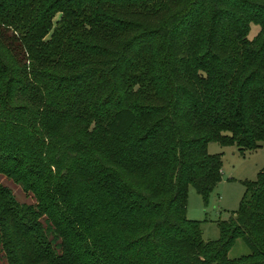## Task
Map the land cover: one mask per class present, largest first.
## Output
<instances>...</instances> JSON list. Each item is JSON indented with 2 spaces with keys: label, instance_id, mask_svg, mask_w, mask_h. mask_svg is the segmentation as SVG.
<instances>
[{
  "label": "trees",
  "instance_id": "obj_1",
  "mask_svg": "<svg viewBox=\"0 0 264 264\" xmlns=\"http://www.w3.org/2000/svg\"><path fill=\"white\" fill-rule=\"evenodd\" d=\"M211 142H264V0H0V264H264V167L186 216Z\"/></svg>",
  "mask_w": 264,
  "mask_h": 264
},
{
  "label": "rangeland",
  "instance_id": "obj_2",
  "mask_svg": "<svg viewBox=\"0 0 264 264\" xmlns=\"http://www.w3.org/2000/svg\"><path fill=\"white\" fill-rule=\"evenodd\" d=\"M259 32V25L250 24L249 39H254ZM211 154L218 153L221 157V179L209 194L206 205L203 198L193 186L188 185L187 211L189 219L201 221L203 240H215L219 237L218 222L234 215L244 196L246 184L257 178L258 172L264 167V142L253 151H240L233 144L224 146L211 142L207 146ZM10 185L20 201H26V196L20 189ZM250 252L249 246L242 238H236L228 251L229 258L239 257Z\"/></svg>",
  "mask_w": 264,
  "mask_h": 264
}]
</instances>
